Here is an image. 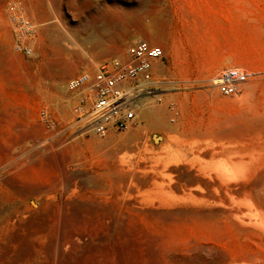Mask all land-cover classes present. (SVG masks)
Segmentation results:
<instances>
[{"label":"rangeland","instance_id":"374dc122","mask_svg":"<svg viewBox=\"0 0 264 264\" xmlns=\"http://www.w3.org/2000/svg\"><path fill=\"white\" fill-rule=\"evenodd\" d=\"M14 1L38 23L32 57L12 47ZM141 39L164 56L139 122L78 125L67 80ZM231 67L248 77L224 96ZM234 159L248 172L221 176ZM262 213L264 0H0V264H264Z\"/></svg>","mask_w":264,"mask_h":264},{"label":"built area","instance_id":"2783aa9c","mask_svg":"<svg viewBox=\"0 0 264 264\" xmlns=\"http://www.w3.org/2000/svg\"><path fill=\"white\" fill-rule=\"evenodd\" d=\"M6 14L13 49L32 57L36 52L38 23L18 1L7 6ZM163 56L160 45L141 39L131 43L124 56L105 59L96 68L83 69L71 76L66 89L75 98L76 123L100 137L137 124L143 105L156 95L159 81L154 78L155 62ZM217 77L219 92L234 96L240 92L248 72L231 67Z\"/></svg>","mask_w":264,"mask_h":264},{"label":"bare ground","instance_id":"6f19581e","mask_svg":"<svg viewBox=\"0 0 264 264\" xmlns=\"http://www.w3.org/2000/svg\"><path fill=\"white\" fill-rule=\"evenodd\" d=\"M52 22L54 21H59L57 20V16H53L52 18ZM112 21V19H111ZM105 23V22H104ZM111 23V22H110ZM53 25H51V27L49 28L50 30V35H51V38L53 40H60V39H64V37H67L68 40H70L72 43H76V39H77V36L75 35L74 32H72V30L70 31L68 28H66L65 26L63 27L60 23H57L59 24V28L60 30L58 29V27L56 25H54V23H51ZM113 24V23H112ZM114 25V24H113ZM94 26V25H93ZM92 27V26H89V28ZM104 31V30H102ZM105 33V32H104ZM103 33V34H104ZM147 33L149 34L150 38L152 39V37L155 35V31L152 29V28H148L147 29ZM100 35V34H99ZM102 35V34H101ZM163 69L162 65L159 64L157 65V71L161 72ZM217 76H215L213 78V81L214 83H216V80H217ZM159 95V94H158ZM68 105V104H67ZM68 114V113H67ZM166 114H167V109H166V103L164 102L163 104L159 105V106H156L153 108L152 112L149 113L147 112L146 113V116L148 118H150L151 122L153 125L155 126H164L166 124V121H165V117H166ZM261 129V128H260ZM254 131L255 130H259V128H256V129H253ZM242 161L239 160V159H234L232 161V164L231 166H225L224 164H218L217 166V170L220 172L221 176H225L227 177L226 175L228 174H233V173H237V174H244V173H247L248 171L246 169H244L242 167ZM163 166H160V169H162ZM165 169V167H163ZM163 170V169H162ZM165 173H166V170H165ZM191 191V190H190ZM258 211V210H257ZM261 213V212H260ZM263 214V213H262ZM253 215H255V213H253ZM259 215V214H258ZM262 216V215H260ZM259 216V217H260ZM255 218V217H254ZM259 220V218H258ZM256 222V220H255ZM260 223L262 224L263 228H264V214L263 216L261 217V221ZM259 223V226H261ZM261 226V227H262Z\"/></svg>","mask_w":264,"mask_h":264}]
</instances>
